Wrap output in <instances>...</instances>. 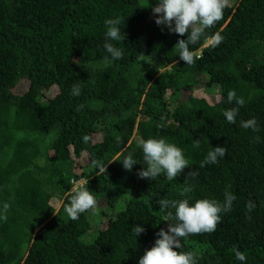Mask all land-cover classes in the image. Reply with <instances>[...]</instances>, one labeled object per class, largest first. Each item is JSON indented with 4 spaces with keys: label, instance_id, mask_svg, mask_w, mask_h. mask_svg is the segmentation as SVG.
<instances>
[{
    "label": "trees",
    "instance_id": "obj_1",
    "mask_svg": "<svg viewBox=\"0 0 264 264\" xmlns=\"http://www.w3.org/2000/svg\"><path fill=\"white\" fill-rule=\"evenodd\" d=\"M159 3L0 0V209L10 205L0 264H138L168 228L159 199L223 204L226 189L236 197L231 210L214 232L182 238L180 251L196 264H264V0L227 4L205 31L223 41L190 44L192 65L174 49L187 35L155 23ZM117 17L125 39L111 42L123 56L105 66V21ZM229 90L242 107L228 102ZM232 107L235 124L223 115ZM252 118L258 131L241 127ZM149 138L179 147L188 168L172 181L139 178ZM217 146L226 155L200 167ZM129 153L131 171L121 163ZM74 180L98 201L75 221L64 210ZM184 187L192 191L182 196ZM134 226L144 228L137 237Z\"/></svg>",
    "mask_w": 264,
    "mask_h": 264
},
{
    "label": "clouds",
    "instance_id": "obj_2",
    "mask_svg": "<svg viewBox=\"0 0 264 264\" xmlns=\"http://www.w3.org/2000/svg\"><path fill=\"white\" fill-rule=\"evenodd\" d=\"M227 4L228 0H160L159 5L154 7L152 11L154 14H158V18L155 20L158 26L164 25L169 32H174L178 36L187 35V39L177 41L174 49L179 51V58L182 61L187 65H192L196 57L189 48L190 44H196L201 37H204L206 42L212 46L219 45L223 41V36L219 32L211 36H205V31L222 19L223 10ZM121 23L122 21L119 17L105 21L107 31L103 47L109 54L103 58L102 63L105 66L111 65L113 61L119 60L123 56L122 49L111 42L121 43L125 39V34H122L119 27ZM140 57L143 59L144 56L140 55ZM72 94L79 96L80 87L78 84L73 85ZM227 99L229 103L235 102L240 107L245 103L242 97L237 98L234 90H229ZM238 113L239 107H232L225 110L223 115L229 123L235 124ZM241 127L252 129L253 131L259 130L255 118L241 121ZM257 139L259 138L257 137ZM84 140L87 142L88 137L85 136ZM199 144L200 141H193L195 147H199ZM141 147L146 164V167L137 173L141 179L155 180L156 177L164 173L167 179L172 181L189 166V161L185 159L182 150L174 144L166 142L164 138L143 140ZM226 152L227 149L225 147L217 146L212 148L200 167H204L205 164L217 163L218 157H224ZM121 163L125 170L131 171L137 161L129 153ZM92 165L99 169L100 174L105 175L107 165L105 166L96 160L92 161ZM190 174L196 175L194 172ZM85 183L84 180L73 181L75 187L71 189L70 201L64 206L66 214L73 221L79 219L81 213L98 207V201L95 196L87 187L83 186ZM228 187L230 188V185ZM191 191V187H184L181 195L184 196ZM235 199V195L227 189L224 193L223 204L214 199H198L192 205L189 204L188 198L181 200L159 199L157 203L160 206V210L166 211V220L169 221L168 228L167 231L162 229L157 233L159 238L155 240L154 246L145 251L138 264H196L194 253L180 251L182 247L181 239L189 235L214 232L220 223V214L230 211ZM254 207L255 205L251 201L246 205L248 211H251ZM9 208L10 205L4 203L3 208L0 209V219H7ZM168 209H174V213L167 211ZM143 231L144 228L142 226L132 227V232L136 237ZM174 249H179V251ZM233 251L236 259L241 262L246 260V256L242 252L235 248Z\"/></svg>",
    "mask_w": 264,
    "mask_h": 264
},
{
    "label": "rangeland",
    "instance_id": "obj_3",
    "mask_svg": "<svg viewBox=\"0 0 264 264\" xmlns=\"http://www.w3.org/2000/svg\"><path fill=\"white\" fill-rule=\"evenodd\" d=\"M237 1H238V0H228V5H229V6H233V5H235V4L237 3ZM74 187H75V186H74ZM54 208H55V211H57V209L59 208V204L56 205V206H54Z\"/></svg>",
    "mask_w": 264,
    "mask_h": 264
}]
</instances>
